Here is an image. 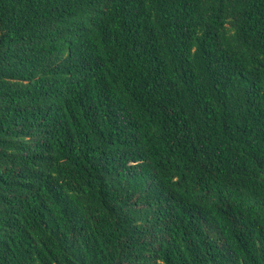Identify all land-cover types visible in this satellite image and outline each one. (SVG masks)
Segmentation results:
<instances>
[{
  "label": "trees",
  "instance_id": "16d2710c",
  "mask_svg": "<svg viewBox=\"0 0 264 264\" xmlns=\"http://www.w3.org/2000/svg\"><path fill=\"white\" fill-rule=\"evenodd\" d=\"M0 264H264V0H0Z\"/></svg>",
  "mask_w": 264,
  "mask_h": 264
}]
</instances>
